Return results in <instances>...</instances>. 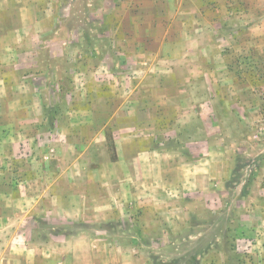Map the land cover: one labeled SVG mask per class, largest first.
<instances>
[{"label": "rangeland", "instance_id": "rangeland-1", "mask_svg": "<svg viewBox=\"0 0 264 264\" xmlns=\"http://www.w3.org/2000/svg\"><path fill=\"white\" fill-rule=\"evenodd\" d=\"M15 178L39 264H264V0H0Z\"/></svg>", "mask_w": 264, "mask_h": 264}, {"label": "crops", "instance_id": "crops-1", "mask_svg": "<svg viewBox=\"0 0 264 264\" xmlns=\"http://www.w3.org/2000/svg\"><path fill=\"white\" fill-rule=\"evenodd\" d=\"M140 18L134 17L133 22L140 23ZM203 21L207 23L208 20ZM14 181L11 190L0 191V264H39L41 262L39 250L32 242L38 225L33 205L35 199L24 185L27 183L25 180L15 178ZM83 244L65 240L63 246H57L56 249L61 256L59 264H95L89 255L81 256L76 251L70 255L72 246L79 248ZM45 258L49 260L50 257Z\"/></svg>", "mask_w": 264, "mask_h": 264}, {"label": "trees", "instance_id": "trees-1", "mask_svg": "<svg viewBox=\"0 0 264 264\" xmlns=\"http://www.w3.org/2000/svg\"><path fill=\"white\" fill-rule=\"evenodd\" d=\"M64 101H65V99L63 96V102ZM49 115H50L51 122L57 121L58 117L61 116L60 106L56 105L53 108V110L50 112ZM104 137H105L106 148H107V152L109 154L110 161L113 163L117 162L118 161V152H117V147H116V143H115V139H114V134H113V131L111 128H107L105 130ZM155 150H158V147H156Z\"/></svg>", "mask_w": 264, "mask_h": 264}]
</instances>
